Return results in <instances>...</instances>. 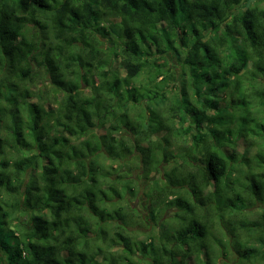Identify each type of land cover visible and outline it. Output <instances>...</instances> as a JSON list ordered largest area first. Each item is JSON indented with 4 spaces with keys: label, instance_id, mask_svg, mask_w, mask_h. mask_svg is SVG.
Wrapping results in <instances>:
<instances>
[{
    "label": "clouds",
    "instance_id": "clouds-1",
    "mask_svg": "<svg viewBox=\"0 0 264 264\" xmlns=\"http://www.w3.org/2000/svg\"><path fill=\"white\" fill-rule=\"evenodd\" d=\"M86 3L91 0H25L28 8L25 15L37 26L39 38L40 47L32 54L35 56L37 51L51 53L47 58L46 76L34 87L28 81L15 80L0 68V86L6 87L9 82L19 84L21 97L16 106L0 100V129H3L0 131V233L11 234L6 244L0 243V264H19L15 257L21 254L24 244L30 245L37 257L47 259L55 251L56 240L61 244L72 240L77 224L79 233L92 235L87 246L81 239L75 243L74 251L67 253L71 264L81 261L88 264L92 255L99 256L98 264H139L127 249L139 253L163 246L171 251V244L178 242L181 231L190 229L193 223V217L183 209L193 202V197L207 209V195L214 193L212 185L205 187L194 178L195 166H179L175 154L166 150L169 143L185 145L183 138L175 134L180 114L176 112L174 97L183 89L191 88V74L182 68L180 61L173 65L167 55H163L154 56L162 61L159 68H145L136 75L147 59L131 55V52L147 51L140 36L123 25L117 29L119 36H113L106 31L111 26L110 21H88L83 13ZM93 7L95 14L100 16V6ZM228 13L226 23L233 29L234 20L238 21L240 17H244L250 26L254 23L264 25V0H228ZM69 14L79 17L81 27L64 33L67 38L75 39L72 48L65 50L67 57L74 61L72 68L66 69L62 58L52 50L60 41L50 40L49 36L54 32L56 22L70 19ZM133 26L137 30L146 27L139 22ZM250 31L255 34L254 28ZM141 35L147 39L146 33L141 32ZM125 48L129 50L127 56ZM7 51L11 56L17 49L8 47ZM187 53L188 49H185L181 57ZM208 54L213 55L212 50ZM122 65L125 67L123 75L111 74ZM226 66L222 65V68ZM222 68L215 71L222 72ZM205 71L210 79L213 69ZM105 73L108 75H103ZM49 84L62 92L59 102H53L55 95ZM164 95L166 100L156 99ZM187 103L192 110L191 97ZM9 111L17 113L16 135L7 131L12 126L7 116ZM192 115L199 119L201 112L193 110ZM149 117L161 121L159 131H154ZM257 118L264 122V113ZM113 127L117 130L112 131ZM248 139L251 141L256 137ZM17 142L24 145L23 150H14L12 146ZM225 145L230 147L227 139ZM187 147L195 149L196 146L189 143L182 150ZM192 154L199 153L194 151ZM243 155L241 147L239 156ZM26 163L27 168L24 167ZM252 171L264 172V168H253ZM209 173L215 176L214 164ZM232 176L247 183L243 173L237 177L233 172ZM236 190L243 191L239 186ZM257 195L264 199V193L258 189ZM82 198L83 208L80 207ZM53 206L57 210L70 207L71 211L57 218L47 210ZM256 208V215L264 212L258 202ZM224 215L226 218L221 225L217 214H209L207 233L202 224L197 225L201 235L206 237L201 241L203 253L210 264H239L231 258V249L246 256L248 249L243 245L247 244L248 237L246 234L236 236L227 218L231 213ZM50 233L56 240L39 239ZM153 238L155 249L150 247ZM221 248L229 249V257L221 259ZM24 257L27 258L26 252ZM245 264H264V249L260 256Z\"/></svg>",
    "mask_w": 264,
    "mask_h": 264
},
{
    "label": "trees",
    "instance_id": "trees-1",
    "mask_svg": "<svg viewBox=\"0 0 264 264\" xmlns=\"http://www.w3.org/2000/svg\"><path fill=\"white\" fill-rule=\"evenodd\" d=\"M97 4L100 6L98 9L101 12L100 16L95 14L93 7ZM27 12L25 0H0V68L15 80L28 81L35 87L42 83V78L46 76L47 58L51 53L37 51L33 56V51L40 47L39 38L37 26L33 25L25 15ZM83 13L88 21L99 23V20L105 18L106 22L110 21L111 26L106 31L113 36H119L117 29L120 25L126 29L131 28L134 35L140 36L147 51L131 52V55L137 58L144 56L147 59L142 67L137 69L136 75L145 68H159L162 61L154 59V56L163 55H167L169 60L173 55L175 64L180 61L182 68L191 74V88L183 89L179 96L174 97L176 112L180 114L175 124V134L183 138L185 145L169 143L166 150L175 154L179 166H195L196 171L192 175L197 182L205 187L212 185L214 189V193L207 195L209 201L207 209L195 197L193 202L183 209L193 217V223L190 229L181 231L178 242L171 244V251L163 246L155 251L145 250L139 253L133 249L126 251L130 256L136 257L139 264H156L157 261L159 264H210L201 244L206 237L201 235L197 225L202 224L207 233L206 220L210 213L218 215L221 225L226 218L224 214L231 213L227 218L232 223L235 235L239 237L246 234L248 237L247 244L243 245L248 249V254L241 255L233 248L231 258L238 260L239 264H245L246 261L260 256L261 249H264V212L256 215L258 211L256 203L264 207V199H260L257 195V189L260 193H264V172L254 173L252 169L264 168V145H262L264 122L257 118L264 113V25L256 26L254 23L250 26L244 17H240L238 21L234 20L233 29V26L226 23L229 14L228 0H149L148 3L145 0H137L136 3L133 0H123V3L121 0H91V3L83 6ZM69 16L70 19L63 23L57 21L54 32L49 36L50 40L60 41L58 45L52 47V50L62 58L63 67L66 69H71L74 61L67 57L65 50L72 48L75 39L67 38L64 33L74 32L81 27L78 16L73 14ZM112 18H117L118 21L114 22ZM137 22L146 27L135 29L133 25ZM84 27H87V24ZM250 28L255 29L254 35ZM141 32L146 33L147 39L141 35ZM193 39L195 43L192 42ZM238 41L243 43L240 44ZM165 45L167 48L164 47ZM8 47H14L17 51L9 56ZM249 48L252 49L251 52L248 51ZM168 49H171V52H168ZM185 49H188V53L181 57ZM209 50H212L213 55L209 56ZM124 54L126 56L129 54L127 48ZM127 63L125 61V64ZM225 64L227 66L222 68ZM221 68L222 72L215 71ZM206 69H213L210 79ZM120 70L125 71L124 65L118 71L113 70L111 74L119 77L123 75ZM71 74L70 71L69 75ZM103 75L107 76L108 73ZM201 84H205V87ZM49 87L54 91L53 102H59L62 92L56 90L55 85L49 84ZM102 87L106 86L102 85ZM189 97L192 98V110L187 103ZM20 99V85L17 83L9 82L0 91V100L9 105H18ZM156 99L166 100L167 96H158ZM197 109L201 112L199 119L192 115V111ZM210 112L216 114L210 115ZM7 116L12 125L7 131L16 135L14 127L17 123V113L9 111ZM78 119H82V116H78ZM149 119L153 125L155 121L152 117ZM157 122L154 131H159L161 128V121ZM111 130L117 129L113 127ZM249 137L256 139L249 141ZM225 139L230 147H226ZM239 141L244 145L243 156H239ZM113 142L115 143L114 140ZM189 143L195 145V149L187 147V150H182ZM12 147L15 151L24 149V145L19 142ZM256 149L260 150L255 151ZM194 151L199 154L193 155ZM213 164L216 168L215 176L209 173ZM24 167L27 168L28 164L26 163ZM244 169L248 171L244 172ZM233 172L237 173V177L243 173L247 183H241L238 178L234 179ZM237 186L243 191H237ZM183 187L180 186L181 189ZM188 191L192 190L188 189ZM230 192L234 195L229 196ZM49 199L51 200V197ZM80 207H84L83 198ZM47 210L57 218L71 211L70 207L57 210L54 206L48 207ZM238 211L246 212L247 217L235 219ZM93 215L96 213L93 212ZM41 219L44 220L46 217ZM65 227L71 228L72 225ZM75 227L76 232L73 233L72 240L64 244L56 240L52 233L48 236H39V239L45 241L56 240L55 251L50 253L47 259L43 256L37 257L28 244H24L23 251L15 259L19 264H71L67 253L74 251L75 243L81 239L87 246V241L92 235V233H79L78 224ZM10 236V233H0V243L6 244ZM33 238H36L34 229ZM229 239H232L231 235ZM150 247L156 248L154 238ZM24 252L27 253V258L24 257ZM221 253V259L229 257V249L221 248ZM98 260V255H92L88 264H98ZM80 264L85 262L81 261Z\"/></svg>",
    "mask_w": 264,
    "mask_h": 264
},
{
    "label": "rangeland",
    "instance_id": "rangeland-1",
    "mask_svg": "<svg viewBox=\"0 0 264 264\" xmlns=\"http://www.w3.org/2000/svg\"><path fill=\"white\" fill-rule=\"evenodd\" d=\"M106 19V18H105ZM107 20V19H106ZM112 21H114V22H116V21H118L117 20V18H112L111 19ZM170 60L171 61H173L174 63H173V65L175 64V61H174V56L173 55H171L170 56ZM121 71V74H124V71H122V70H120ZM201 86L202 87H205V84H201ZM202 87H201V89H202ZM200 88V87H199ZM193 89H195V88H193ZM152 120H154L155 121V123L153 124V128L158 124V120H155V119H153L152 118ZM217 121H219V119L217 118ZM205 125H206V123H205ZM222 129H224L223 127H221ZM241 147H243V151H244V145L242 144V141H239V151H240V149H241ZM229 149V148H228ZM230 150V149H229ZM245 217H247V213L246 212H240V211H238L237 212V214L235 215V219H243V218H245ZM232 256V255H231Z\"/></svg>",
    "mask_w": 264,
    "mask_h": 264
}]
</instances>
